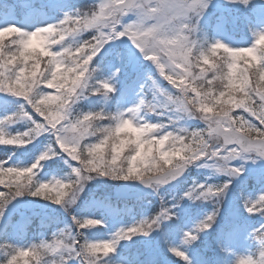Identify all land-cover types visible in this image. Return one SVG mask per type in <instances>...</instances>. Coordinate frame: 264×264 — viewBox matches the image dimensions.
I'll use <instances>...</instances> for the list:
<instances>
[{
	"label": "snow or ice",
	"instance_id": "1",
	"mask_svg": "<svg viewBox=\"0 0 264 264\" xmlns=\"http://www.w3.org/2000/svg\"><path fill=\"white\" fill-rule=\"evenodd\" d=\"M62 7L60 0L48 5L53 13ZM208 8L209 0H98L88 12L78 9L46 23L35 18L36 9L13 7L6 12L0 4V146L15 155L29 145L38 147L41 137L48 140L46 150L28 166L11 164V156L0 159V224L9 206L25 198L55 205L70 217L51 241L26 247L0 232V249L11 250L0 257V264H17L21 258L29 264V257L35 264H106L122 242L150 237L165 222H172L164 233L166 242L173 233L182 234L180 247L168 251L184 264H194L185 249L213 230L233 185L245 176L246 164L264 161V56L249 59L252 53L232 52L221 67L216 60V49L224 46L221 40L209 42L205 36L200 50L198 37L191 35L198 29L177 23ZM25 15L32 17L30 22L17 26ZM9 36L15 39L6 44ZM253 37L264 43V32ZM117 42L128 50L129 63L137 53L146 62L138 103L127 108L122 107L127 93L117 96L122 70L106 74L100 67L112 69L109 51ZM85 101L91 102L87 110ZM191 121L203 127L186 126ZM17 124L26 130L13 132ZM57 157L70 172L63 179L41 181L45 165ZM192 167L211 175L185 188ZM212 176L226 179L208 183ZM99 179L140 184L157 195L170 188L175 202L170 207L160 196L156 215L119 228L110 240L92 241L86 233L107 227L104 216L73 210L89 184ZM259 179L264 183V176ZM241 196L249 217L264 218V195L248 199L242 189ZM185 201L213 205L187 231L177 225L175 211ZM92 208L109 214L127 211L106 198ZM183 211L191 218V209ZM259 232H264V224L253 234ZM260 244L264 256V238ZM235 264L253 262L241 256Z\"/></svg>",
	"mask_w": 264,
	"mask_h": 264
},
{
	"label": "trees",
	"instance_id": "2",
	"mask_svg": "<svg viewBox=\"0 0 264 264\" xmlns=\"http://www.w3.org/2000/svg\"><path fill=\"white\" fill-rule=\"evenodd\" d=\"M31 7H37L39 9L45 10L49 15L54 17L64 18L65 14H70L78 9L82 12H88L94 3H97V0H70L69 2H63L62 9L57 11V14L50 12L48 5L51 0H28ZM11 0H2L0 4L3 5L6 12H10V7L13 6ZM19 9L21 7L17 5ZM223 10V11H222ZM220 11L210 12L207 17H203L201 20V26L204 29L206 35L211 39L213 35L216 34V30L229 32L233 35L232 37L235 40H242L241 34L248 36L252 30L253 22L259 17H264V2L262 0H255L254 3L250 4L248 7H244L242 4H233L229 3L226 6V9ZM88 34H86L87 36ZM15 37L7 38L5 40L6 44H10ZM125 50L121 47L113 48L109 52V59L112 61V69L109 70L105 65H100L102 70L106 74L110 73L114 68L119 67L123 69V66L130 70L128 65L127 56L124 55ZM105 55L104 53L101 54ZM224 55L223 51L220 50L217 52L216 60L218 61ZM122 57V59H121ZM46 59V58H45ZM241 67L244 66V62L241 61ZM131 81V80H130ZM166 83V82H165ZM53 93L55 90H51ZM85 110L91 106V102H83ZM2 115V114H0ZM155 120V119H154ZM167 121H165L166 123ZM186 126L190 128H199L203 127L202 122L196 124V122H189ZM16 130L24 131L26 130V125L17 124L12 129L13 132ZM38 147H33L29 145L28 148H21L16 151L15 155H12V150L4 149L3 146H0V159H5L8 156H11V162L17 166H28L30 165L40 154L45 151L48 146V140L45 137L40 138L37 142ZM127 153H125L126 155ZM70 172V168L67 164L64 163L63 159L57 157L55 160L48 161L44 167V170L41 173V177L44 176V182H48L53 178L63 179ZM124 182H114L111 181V184L116 186ZM256 183L252 177L247 178L241 187L243 190H252L256 186H261L260 183ZM0 190H3V186H0ZM176 193L170 188H163L160 190V194L157 195L153 190L150 194L140 199H129V200H115L111 194L100 193V192H88L86 197H82L80 200L77 209H74L73 212L77 215H94L96 218H101L104 216L105 220H109L110 215L107 212L100 210H93L92 206L95 201L101 199H109L113 203L119 204L121 209H127L123 214H116V219H120L126 222L128 227H131L139 220L145 218L147 215H156L160 209V196H164L165 200L170 204L174 201L173 196ZM30 201H34L38 206L44 207L49 206L53 210V214H49L48 208L45 211L36 210L37 213L34 216H27L20 220L19 216L15 214L12 218L5 221L4 224L0 227V232H6L10 242L15 241H24V237H27L32 243H38L40 241L39 236L44 235V239L51 241L53 238V233L59 231L60 229L66 228L67 224L70 223V217L62 209H58L55 205L48 204L47 202L36 199L28 198ZM227 200V199H226ZM239 206L241 204L240 200ZM226 201L222 207L221 213L217 219V222L211 232L203 234L201 239L191 247L193 254L197 259H199L203 264H223L226 256H224L223 241L224 234L227 231L231 230L234 227V220L230 218L228 214L223 213L225 209ZM213 209V205L209 203H200L197 202L194 206L192 214L202 213L200 220H202L206 213H210ZM176 223L180 222L179 211H176ZM241 214L244 213L241 211ZM188 217H184V221ZM200 220L195 221V224ZM55 221V222H53ZM172 222L162 225L161 230L156 232L158 234L157 240L163 241L164 233L170 230V225ZM181 223V222H180ZM194 224V226H195ZM127 228V227H126ZM17 232H21V236L17 238ZM90 233L86 235L90 236ZM23 238V239H22ZM2 243V242H0ZM255 248L253 249V252ZM125 258L128 260L129 264H184L179 257L170 255L168 252L161 253L156 246L155 241H145L143 238L137 237L132 241H124L121 243L120 247L117 249V252L114 256L109 258L106 264H112L116 262L119 258ZM29 264H35L31 257L28 258ZM33 262H32V261ZM171 262V263H170Z\"/></svg>",
	"mask_w": 264,
	"mask_h": 264
},
{
	"label": "rangeland",
	"instance_id": "3",
	"mask_svg": "<svg viewBox=\"0 0 264 264\" xmlns=\"http://www.w3.org/2000/svg\"><path fill=\"white\" fill-rule=\"evenodd\" d=\"M0 1L2 2V0ZM69 1L70 0H60V3L62 4L63 2H69ZM20 2H21L20 0H14L13 7L17 8V5H21L22 7H25V10L36 9L37 10V16L35 17L36 19L44 20L46 23L48 22L56 23L60 19H62L59 17H54L52 15H49L47 11L40 10L37 7L32 8L29 2L26 3V0L23 1L24 3H20ZM228 4H229L228 0H212V3L209 6L208 11L206 12L204 17H207V15H209L210 12L213 11L218 12L222 9H226V6H228ZM54 13L57 14V11ZM31 19L32 17L25 15L23 16L22 19L21 18L17 19L16 25L20 27H24L30 22ZM2 27L3 25H0V28ZM253 29L255 30L253 33L264 32V17L261 16L257 20V22L253 24ZM26 30L32 31L35 29L33 27H27ZM253 33L248 38H245V35L241 34L242 40L239 41V40H235L232 37L233 35L230 34V31L224 32V31L216 30V34L214 35L213 40H221L223 43L233 48L249 47L253 44L254 41ZM12 37L13 36L6 37L5 40H7V38H12ZM117 47H121L122 49L125 50L124 55L127 56L128 65L131 67L130 70H128L123 66L122 74L120 76V83L118 84L119 91L117 93L118 97L123 93H127L126 101L122 105V107L127 108L135 103H138V100L140 98L141 85L143 84L146 74V68H145L146 62H144L143 57L137 53V58L133 59L131 63H129L130 54L128 50L124 48V46L120 42H117L116 45H114L110 50H112L113 48L116 49ZM116 69H119V67L114 68L112 71H115ZM116 106L117 105L115 102L113 110H115ZM149 119L154 120L153 117H149ZM195 122L196 124L200 123L198 121ZM245 167H246L245 176L233 185V188L227 197L225 209L223 210V213H226L229 215L230 218L235 219L234 220L235 224L232 230H229L227 234L226 233L224 234L225 236H224L223 249L227 257L223 261V264H235L237 257L252 255L253 249L255 247L254 245H251L249 243L248 238L250 236V233L254 232L257 228H259L261 224H264V218L262 217L257 216L255 218H251L249 217V214L246 211H245L246 215L241 214V211L244 210L243 200H242L243 197L239 196V194L241 193V187H240L242 185L241 183H243V181H245L249 177H252L254 180H256L255 184L260 183L261 186L258 187L256 186L253 190L250 191L248 190L246 193H244V197L255 200L260 195H264V183H262L261 180L259 179L260 177L264 176V161L258 162L256 164L249 162L246 164ZM210 175L211 173L208 170L197 169L196 167H192L189 169L187 176L184 178L186 180V183H184L183 186L185 188L191 187L193 181L204 183ZM225 179L226 178L220 176H212L210 180H207V182L223 183ZM187 182H190L189 185H187ZM116 187L118 186H116L115 184L113 185L111 184V180H104V179L95 180L91 184H89L88 188L85 190V193L82 195V197H86L87 196L86 193L88 192H97V191L100 193H105V194L107 193V195L112 194ZM239 200L241 201L240 206L238 202ZM21 204H22V209L16 213L17 216H19L20 220H23V218L27 217V215L36 214L37 213L36 210L44 212L45 209L48 208L49 214L54 213L53 210L49 208V206L40 207L34 201L32 202L28 200V198H25L24 201L21 202ZM195 205L196 203H193L191 201H185L180 206V209H176L179 210L180 212L179 214L182 216H188L183 211V209L185 208L191 209V218L186 222L185 225L186 231L193 228L195 221L200 220L201 218L200 216H202V213H194V215L192 214ZM14 214L15 212L8 211L5 221L10 219ZM111 218L113 219L111 220V222L109 221L110 225L107 224V227L109 226V228H106L108 229L106 230L109 233L108 236H106L105 234H99V235L94 234L93 236H91L90 240L92 241L110 240L112 235L115 233V231H117L119 228L127 227L126 222L118 218L116 219L115 217H111ZM5 221L3 222V224L5 223ZM167 223L168 222H165V224ZM1 226L2 224H0V227ZM181 235H182L181 233H173L172 235L169 236L167 242L165 240L164 235H163L164 237L163 241H161V239L157 240L156 238H158V234L156 232L153 233L150 237L147 238L140 237V238H143L145 241H149V240H151L152 242L155 241L156 246L161 253L168 252L170 255L174 256L171 252L168 251V248L180 247ZM26 246L28 245H24L20 247H26ZM185 250L188 251L189 255L193 258L194 264H202V262L199 259H197V257L194 256L193 251L191 249H185ZM120 264H128V261L122 258Z\"/></svg>",
	"mask_w": 264,
	"mask_h": 264
},
{
	"label": "clouds",
	"instance_id": "4",
	"mask_svg": "<svg viewBox=\"0 0 264 264\" xmlns=\"http://www.w3.org/2000/svg\"><path fill=\"white\" fill-rule=\"evenodd\" d=\"M229 2V0H228ZM255 0H248L247 4L241 3L244 7H248L250 4L254 3ZM264 2V0H262ZM212 0H209V6L211 5ZM82 12V11H81ZM206 12L203 15L197 16V15H192L189 17L186 21H180L177 23V27H180L181 24H187L193 29H198L197 32H192L191 35L193 37H198L199 44H200V50H203L204 47V37L207 36L206 33L204 32V29L201 26V20L205 16ZM208 37V36H207ZM208 41L211 42L212 39L208 37ZM223 50L224 55L217 61V63L223 67L225 63L229 62V57L231 56L232 52H248L252 53V56L248 57L249 59H252L254 56L257 54L259 56H264V43H261L260 40L254 39L253 44L249 47L246 48H229L228 45L224 43V46L221 48H217L216 52ZM255 62V60L253 61ZM216 87L219 89L222 87V81H217L216 82ZM126 166V165H125ZM255 232V231H254ZM254 232L250 233L249 236V243L251 245H254L255 251L253 252L252 255H247V256H242L244 259L252 261L253 264H264V256L261 255V244L260 240L264 238V232H259L256 234H253ZM6 251H11L10 249H0V257H3ZM17 264H26V259L21 258L20 260L17 261Z\"/></svg>",
	"mask_w": 264,
	"mask_h": 264
},
{
	"label": "water",
	"instance_id": "5",
	"mask_svg": "<svg viewBox=\"0 0 264 264\" xmlns=\"http://www.w3.org/2000/svg\"><path fill=\"white\" fill-rule=\"evenodd\" d=\"M150 189L145 188L143 185L140 184H126L122 187H119L118 189H115V196L116 198H122V199H129V198H136L140 197L143 194H146L149 192ZM9 209L19 210L21 209L20 202L14 203L9 206Z\"/></svg>",
	"mask_w": 264,
	"mask_h": 264
}]
</instances>
